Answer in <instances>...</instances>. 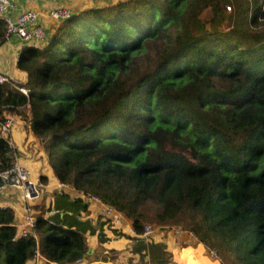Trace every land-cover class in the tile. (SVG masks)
<instances>
[{"label":"trees","instance_id":"obj_1","mask_svg":"<svg viewBox=\"0 0 264 264\" xmlns=\"http://www.w3.org/2000/svg\"><path fill=\"white\" fill-rule=\"evenodd\" d=\"M4 32L0 18V42ZM47 33L19 52L29 96L0 83V120L28 106L55 176L135 233L174 225L222 264H264V0H111ZM12 151L0 135V168ZM89 204L55 192L63 211L36 215L38 242L0 206V264H25L37 244L57 262L86 255L85 232L98 228Z\"/></svg>","mask_w":264,"mask_h":264},{"label":"crops","instance_id":"obj_2","mask_svg":"<svg viewBox=\"0 0 264 264\" xmlns=\"http://www.w3.org/2000/svg\"><path fill=\"white\" fill-rule=\"evenodd\" d=\"M16 3L15 10L12 11L11 15L15 16L19 11L31 8L36 10L39 13V21L49 30V32L53 29V27L59 22L60 19L53 18L49 15V10L58 8V7H68L69 9L74 10L79 7L89 6L93 3H105L110 2L111 0H14ZM10 46V54L14 58L15 64L17 63V59L19 56L20 49L25 44V42L21 41L17 37H11L9 41H6ZM27 44V43H26ZM7 52V51H6ZM8 58L7 61L11 58L9 55L3 56L0 58V72H4L9 74L11 77L19 79L23 83L26 81V72L25 70H19L17 68H10L7 66V61L4 59ZM25 76L21 78L20 76ZM15 117V123H17L18 128L15 130V137L11 133V138L13 141V145L16 149V152L20 158V160L27 165L34 178H38L42 185V193L33 199L30 200V207L32 212L37 215L39 213L44 214L48 213V211L53 207L59 210L58 213L62 212L63 209H59L53 205L54 198V185L57 182L58 178L55 176L52 166H42L40 162L34 159L31 156L30 149L27 148V145L24 144L23 140H21L23 136V132L20 129L19 125L23 123L21 122V118L23 117ZM18 119V120H17ZM29 120V118H28ZM26 131V130H25ZM22 132V133H21ZM22 134V135H21ZM42 138V136H40ZM23 142V143H22ZM28 158H25V157ZM71 194L77 195L78 193L75 190H70ZM26 204V201L23 199L21 191L16 187H7L0 194V206H10L14 213V225L17 228V233L20 234V226L19 222L21 221L23 214V205ZM107 207L103 202H90L88 206V211L86 212V216L90 217L91 220L98 224V218L103 219V221L108 218L105 216L104 208ZM113 210V209H112ZM112 211L114 215V219L116 215H118L122 222L128 219V226L126 231H123L122 237H117L115 235V239L107 240V246H105L104 252L107 253L110 250V255H104L102 258H98L99 256L96 253L95 259L90 257L89 260L86 256V261H91L89 264H222L219 256H214L209 253V248L200 241L194 234L187 230L176 231L175 228H167V226H158L155 225L154 230L148 234L146 237H138L137 233L134 232L131 225V219L126 217L120 211ZM111 214V215H112ZM113 217H111V222L115 221ZM130 221V223H129ZM101 222V221H100ZM121 222V223H122ZM104 223V222H103ZM96 224V225H97ZM99 228V226L97 225ZM113 230V229H111ZM125 230V229H124ZM119 231L120 229L116 228ZM128 232V233H124ZM37 237L39 236L38 232ZM94 233L85 232L86 241L88 238L95 235ZM112 240V241H111ZM143 240V241H142ZM111 241V242H109ZM108 250V251H107ZM169 255L168 260L164 263H159V256L163 255V252ZM40 259L39 264H54V260L47 259L40 251ZM33 257H29L27 263L33 262ZM125 258V259H124ZM129 261V262H128ZM61 264H73L71 262H60ZM86 264V263H85Z\"/></svg>","mask_w":264,"mask_h":264},{"label":"built area","instance_id":"obj_3","mask_svg":"<svg viewBox=\"0 0 264 264\" xmlns=\"http://www.w3.org/2000/svg\"><path fill=\"white\" fill-rule=\"evenodd\" d=\"M229 6V5H228ZM16 8L14 0H0V18H3L5 24L4 41H9L11 37H17L25 43H29L36 47H41L48 39V33L45 26L39 21V13L31 8H26L19 11L15 16L11 13ZM71 14V9L68 7H58L49 10V15L56 19L68 17ZM1 43V42H0ZM10 83V85L20 91L21 93L29 96L30 87L24 84L19 79L11 77L9 74L0 72V83ZM15 123V117L11 114L6 115L4 119L0 120V135L6 140L8 145L14 150L12 151V158L8 164L0 168V194L7 187H16L21 191L23 199L26 204L23 205V214L20 226V235L34 236L38 242L37 233L35 231L36 215L32 212L29 201L38 197L42 193V185L38 178H34L30 168L25 165L19 158L16 149L13 145L11 138V128ZM54 193L60 191L75 190L78 194L82 195L90 202H101L100 198L96 195H83L80 191L76 190L69 182L58 179L55 183ZM105 213H111L110 207H105ZM59 212L56 208H51L48 213H44L45 217ZM116 217L119 218L118 215ZM115 217V218H116ZM155 226L150 223H145L143 231L137 233V236H147L154 230ZM176 231H181V228L176 227ZM209 253L218 256L214 249H209ZM40 249L35 248L32 255L33 262L25 264H39ZM89 264L86 261L85 255L73 261V264ZM54 264H61L55 261ZM158 264V263H152Z\"/></svg>","mask_w":264,"mask_h":264},{"label":"rangeland","instance_id":"obj_4","mask_svg":"<svg viewBox=\"0 0 264 264\" xmlns=\"http://www.w3.org/2000/svg\"><path fill=\"white\" fill-rule=\"evenodd\" d=\"M230 6H232V3H228L226 5V7H225L224 14H223L224 15L223 16V20L221 22H219V25H218V27L220 29H224V30L228 29V25L231 23V20H230L229 17H230V11L233 8V6L232 7H230ZM209 13L210 12H209L208 8H206L202 12V15H203L204 19L206 18V16L209 15ZM9 46H10V44H8L6 41L0 43V58L2 57V54H3V56L9 55L11 57L9 59V61H7L8 58L4 59L5 61H7V66H10V68H14L15 67V68H17L19 70H24L23 64L22 65H19L18 63L15 64L14 58L10 54V48H8ZM20 77L25 79V76H23V75L20 76ZM29 113H30V109L27 106V107L22 109L21 113L12 114V115H15L16 118L17 117L21 118V117H24V116H28V118H30L29 117V115H30ZM22 121H23V123H21L19 125L20 129L24 133L22 138H21V140H23L24 144L27 145V148L30 149V151L32 153L31 156L34 159H36L38 162H40V164H42L41 168H42L43 165L44 166H50L51 164H50V160H49V153H48V151H47V149L45 148V145H44L45 137L43 138V136H45V135L44 134L40 135L39 133H36L35 131L32 130V128H31V119L28 120V119H25V118L24 119L21 118V122ZM17 128H18L17 123L14 124L12 126V128H11V133L13 135V138L15 137L14 133H15V130ZM40 136H42V138H40ZM25 158H28V157L26 156ZM29 203H30V201H29ZM120 217L119 218L116 217L114 219L115 221H113V222L109 221L107 223L104 222L103 224L100 222V221H103V219H100V220H99V218L97 219L99 228H97V231H96L94 236H92V237L87 239L88 251H87L85 256L89 260H92V259H90V257L95 259L96 253H99V254H97L99 256L98 258H102V256H104V255H108V257H109L110 250L109 251L107 250L108 251L107 253L104 252V250H105L104 247L107 246V244H106L107 240L115 239V235H117V237L121 238L122 237L121 235L123 234V231H126V229H127L126 226H128V219H126V221L123 220V222H122V219ZM148 222L150 224H152V225H157L155 222H150V221H148ZM129 223H130V221H129ZM45 227H46V223L44 224V228ZM172 227H174V225H172V226L167 225V228H170L173 231ZM175 227H177V226H175ZM113 228H115V229L119 228L120 232L119 231L116 232V231L111 230ZM124 233H128V232H124ZM100 234L102 235V237L100 236ZM111 241H109V242H111ZM108 248H110V247H108ZM89 262H91V261H89ZM129 263H132V262H129ZM99 264H101V263H99Z\"/></svg>","mask_w":264,"mask_h":264},{"label":"clouds","instance_id":"obj_5","mask_svg":"<svg viewBox=\"0 0 264 264\" xmlns=\"http://www.w3.org/2000/svg\"><path fill=\"white\" fill-rule=\"evenodd\" d=\"M31 45V44H30ZM25 84V83H24ZM31 91V90H30ZM27 96V95H26ZM28 97V96H27ZM14 116V115H13ZM155 226V225H154ZM178 227V226H177ZM172 228H176L175 226L174 227H172ZM178 228H180V227H178ZM182 229V228H181ZM182 230H185V229H182ZM192 234H194L192 231H190ZM195 235V234H194Z\"/></svg>","mask_w":264,"mask_h":264},{"label":"water","instance_id":"obj_6","mask_svg":"<svg viewBox=\"0 0 264 264\" xmlns=\"http://www.w3.org/2000/svg\"><path fill=\"white\" fill-rule=\"evenodd\" d=\"M24 45H26V43Z\"/></svg>","mask_w":264,"mask_h":264}]
</instances>
